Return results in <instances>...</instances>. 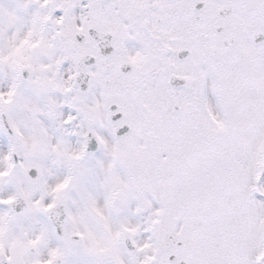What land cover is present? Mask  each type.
<instances>
[{
	"label": "snow or ice",
	"instance_id": "1",
	"mask_svg": "<svg viewBox=\"0 0 264 264\" xmlns=\"http://www.w3.org/2000/svg\"><path fill=\"white\" fill-rule=\"evenodd\" d=\"M0 264H264V0H0Z\"/></svg>",
	"mask_w": 264,
	"mask_h": 264
}]
</instances>
